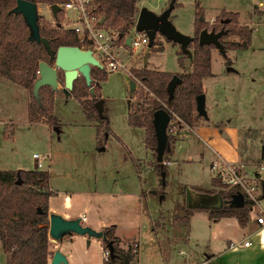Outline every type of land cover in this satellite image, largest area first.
Listing matches in <instances>:
<instances>
[{
    "label": "rangeland",
    "instance_id": "rangeland-1",
    "mask_svg": "<svg viewBox=\"0 0 264 264\" xmlns=\"http://www.w3.org/2000/svg\"><path fill=\"white\" fill-rule=\"evenodd\" d=\"M169 2L170 0H138V7L139 9L144 7L160 14L168 7ZM174 4L170 20L179 32L188 36H193L196 22L206 23L209 31L214 29L213 26H218L219 19L213 18L210 21V18L219 16L223 10L237 12L241 25L252 29L251 45L248 48L226 49L224 54L216 48L211 49L212 74L204 79L206 115L201 116L202 118L193 130L197 132L201 126H204L214 129L215 134L210 133L204 139L201 136L199 138L190 130L183 131L182 138L184 139L175 145V153L172 159L170 158L172 161L166 167V165H156L158 162L154 151L147 148L145 142L143 144L142 131H135L129 127L126 71L133 67H146L171 73L182 72V66L179 65L177 59L179 45H173L163 36L157 35L155 41L158 43V48H147L138 55H136L137 52H131L127 46L112 48V52L125 67L107 73L104 80L94 82L99 84L100 100H103L101 116L96 111V102L80 103L71 95L65 96L61 90L63 85L60 84L54 94V119L48 122L45 120L29 122L30 91H25L11 81L5 83L0 77L2 80L0 81V170L34 169L35 162L32 154L38 153L43 156L41 170L49 171V183L54 188L56 185H61L63 181L67 182V190L70 183L76 184V189H69L70 193L80 190L83 185L81 180L84 181V179L88 180L89 186L93 185L95 179L97 183L111 185L114 180H117L119 183L125 182L131 186L141 185L143 181L147 185H153L152 179H157L160 192L165 193V198L159 205L168 213L155 219L154 226L159 227L160 235L164 237V240H175V233L171 234L174 231L172 227L176 226L175 223H186V216L195 211L186 208L185 189L198 188L218 193L223 198L229 199L230 194L235 192V187L223 185L222 182L220 184L211 166L213 162L219 166L222 162L239 164V159L229 160L230 154L233 155L235 149L225 136L226 127L241 129L240 123L245 122L241 115L247 106L253 104L252 99L247 100L246 98L247 93L251 92V86L247 80L260 78L259 85L262 84L264 89V0H174ZM38 14L42 16V24L56 27L53 24L51 11L45 5H40ZM200 17L203 21H200ZM222 39L223 42L239 41V38L234 35ZM188 50L192 53L191 48ZM147 51L150 54L144 66L143 58ZM189 56L191 57L190 53L188 58ZM188 58L183 59L187 65L191 63ZM227 60L230 66L226 64ZM229 67L237 73L228 71ZM140 88L141 84L138 82L136 90ZM22 90L26 92L23 95ZM88 100H91V97ZM132 102H136L135 99ZM90 110L92 115H90ZM100 117L106 118L107 127L106 123L99 121ZM201 119L204 125H199ZM229 119L230 123L227 122ZM177 131L178 128L171 133L174 136L168 145L174 142ZM253 135L254 132L247 130L239 135V141L241 139L244 146L252 147ZM210 139H214L212 144L209 142ZM127 151L134 159H131ZM181 158L192 159V161L184 163ZM245 170L247 169L244 167L241 169L239 177L250 183L254 172ZM163 171L166 172L164 181L161 177ZM211 175L212 187L206 189L210 184ZM140 179L142 182H139ZM256 186H258L257 182ZM261 190L262 188L258 187L254 195L259 197ZM180 192L183 193V197L177 202L176 197ZM106 201L111 203V200L106 199ZM115 201L121 200L117 198ZM259 204L264 209V198L259 200ZM258 210L259 207L256 206L252 213L256 214ZM123 211L124 213L108 211L107 215H103L107 221L114 219L122 227L135 224L137 232L134 235L125 236L124 240H130L136 236L135 238L141 241L142 250L138 264H156L153 262L154 256L151 255L152 249L147 248L146 244L150 242V239L143 236L150 230L147 228L148 223L144 217L141 222L138 204L136 203L128 210L124 208ZM199 213L196 211L194 217L191 218V230L194 233L195 231L200 233L198 237L201 240H196L201 246L200 249L205 252H214L218 258L220 256L218 252L222 251L221 248L224 245L223 238L236 240L241 236V226L231 222L224 226L218 225L213 232L207 227L213 223V219H209L207 213ZM202 217L206 218L207 225ZM162 222L165 224L162 225ZM161 229L165 231V235ZM183 230L180 228L179 234ZM212 232L217 234L218 238L211 242L208 238H213ZM139 234H141L140 237L137 236ZM249 240L252 241L251 238ZM133 247L136 248L135 245ZM90 250H93L90 264H100L103 258L102 251L98 253L94 247ZM223 254L233 256L231 257L233 260L243 259V264H251V262L264 264V251L259 250L255 245L249 250L238 249L233 252H223L221 255ZM213 264H222L221 256L215 259Z\"/></svg>",
    "mask_w": 264,
    "mask_h": 264
},
{
    "label": "trees",
    "instance_id": "trees-1",
    "mask_svg": "<svg viewBox=\"0 0 264 264\" xmlns=\"http://www.w3.org/2000/svg\"><path fill=\"white\" fill-rule=\"evenodd\" d=\"M28 1L50 6L61 4L66 0ZM92 4L104 18L103 25L106 28H116L122 35L129 32L139 12L138 0H92ZM16 5L17 0H0V77L30 91L29 122L52 121L54 119L55 92L49 86L40 87L39 102L32 95L33 83L38 76L39 62L45 61L52 65L54 63L53 55L61 45L82 47L90 46V43H82L77 33L71 29L42 24V16L38 14L39 33L49 42L51 52H48L41 42L29 38L28 24L23 15L14 10ZM61 16L62 11L60 10L56 19L59 20ZM217 19H219L218 26L215 25L213 28L215 30L224 28L227 31V34L220 39L225 50L243 49L250 46L252 29L239 24L237 12L223 10L216 17ZM206 27V23L196 22L193 40L187 46V49H192L191 57L188 58L189 50H182L180 46L177 50L180 66L184 67L183 59L185 57L191 60L189 70L171 73L147 69L146 67L130 69L132 76L141 83V88L132 95L128 91L130 100L128 124L145 130L144 142L150 150L154 151L156 146L152 125L153 113L156 110L166 109L172 118L175 115L178 116L191 129L196 127L201 118L196 110L195 99L197 95L203 94V78L212 74L211 49L215 48L212 44L200 46L198 43L199 32ZM231 35L237 36L239 41L223 42L222 38ZM166 41L173 43L170 40ZM157 45L158 43L155 41L152 47L158 48ZM226 64L230 66L229 60ZM173 74L180 77L181 82L176 85L169 102L166 85ZM106 76L105 69L93 67L91 70L92 84L87 86L85 79L79 76L74 81L70 95L80 103L97 102L101 96L99 84L94 82L104 80ZM59 81L63 85L61 72L59 73ZM90 87L94 89L92 93ZM89 97L91 100H88ZM132 98L136 102H132ZM164 104L169 105V107L166 108ZM85 107L87 108V106ZM89 112L92 115V111ZM99 121L106 123L107 127L105 117H100ZM172 137L168 133L167 147ZM217 179L221 184V180ZM48 180L49 173L46 170H0V244L2 251L8 256L6 264H48L49 256L52 254L47 227L48 199L51 194ZM243 197L242 206L222 207L211 211L209 216L212 219L235 217L239 226L244 227L252 210L253 202L246 194H243ZM189 215L186 216V220ZM104 232L107 240L112 242L113 247V256H110L104 264H130L135 248L128 246L127 249H121L119 239L113 235L112 227L106 228ZM102 243L106 246V242L102 241Z\"/></svg>",
    "mask_w": 264,
    "mask_h": 264
},
{
    "label": "crops",
    "instance_id": "crops-1",
    "mask_svg": "<svg viewBox=\"0 0 264 264\" xmlns=\"http://www.w3.org/2000/svg\"><path fill=\"white\" fill-rule=\"evenodd\" d=\"M41 3L37 4V8L39 9ZM45 5V4H43ZM261 5V2H260ZM48 9L49 6L45 5ZM232 12V11H230ZM217 17V16H216ZM211 17V19L216 18ZM239 22V21H238ZM239 24H241L239 22ZM251 45V44H250ZM248 48V47H247ZM217 49V48H216ZM219 51V50H218ZM188 53L191 54L190 50ZM150 54V53H149ZM148 59V58H147ZM191 67V63L184 64L183 70H189ZM228 71L236 72L232 67L227 68ZM237 73V72H236ZM211 76V75H210ZM209 77V76H207ZM2 78V77H1ZM202 80L203 85V94L204 100L206 101V88L204 86V79ZM252 78V77H251ZM5 83L9 80L3 78ZM260 79V78H259ZM259 79H252L247 80L249 86H251V92L247 93L246 98L252 99L253 104L247 106L245 111L242 113L243 119L245 122H241L242 128L236 127H226L225 136L231 142V145L234 146L235 149L233 151V155L230 154L229 160L239 159V164L247 169L245 171H251V173L256 171L257 165L264 161V89L263 85H259ZM2 82V80H0ZM10 82V81H9ZM8 83V82H7ZM15 84V83H14ZM17 85V84H16ZM15 87V86H13ZM21 87V86H20ZM23 88V87H22ZM25 91L27 89L23 88ZM23 91V90H22ZM25 91L22 92L26 93ZM246 100V101H247ZM133 101V99H131ZM257 111V112H256ZM246 116V117H245ZM203 117V116H202ZM201 117V118H202ZM199 125H204V121L200 120ZM230 123V119L227 120ZM198 125V126H199ZM219 125V124H218ZM222 125V122H221ZM219 125V126H221ZM132 130H140L143 133V144L145 139V130L140 127H132L129 126ZM190 130L196 136H201L204 139L208 137L210 133L215 134L216 131L212 128L201 126L199 130L194 132L193 129L189 128L185 125H180L178 131L176 132V138L171 145H168V148L165 150V154L163 157L162 163H158L156 165L163 166L171 163V159L173 154L175 153L174 147L176 144H179L180 141H183L182 138L183 131ZM250 130L254 132L252 136V147H246L239 141V135L244 134L245 131ZM174 136V135H173ZM200 138V137H199ZM220 140V138L218 139ZM223 141V140H221ZM209 142L212 144L214 139H210ZM123 144V143H122ZM128 152V151H127ZM131 159H134L132 155L128 152ZM240 154V155H238ZM171 158V159H170ZM198 158V157H197ZM194 160V159H193ZM198 160V159H196ZM194 160V161H196ZM182 162H191L192 159H185L181 158ZM229 163V162H228ZM187 165V164H185ZM164 172V177H162V181H164L166 172ZM49 173V171H48ZM50 178V173H49ZM153 185H147L142 182L141 185H127V183H119L117 180H114L113 183L105 184V183H97L95 179L92 186L88 185V180H81L83 183L82 188L76 192H71L69 189H76V184L70 183L69 184V191L67 190V182H62L61 185H56L55 188L49 183L48 186L50 189V196L48 199V215L55 213L59 214L66 219H76L80 218L81 223L84 226H89L95 230H103L112 227L113 235L119 239V247L121 249H127L128 246H136L135 253L133 259L131 260L130 264H138V260L140 257V253L142 250V244L139 239H136V236H133L130 240H124L125 236L127 235H134L136 231L135 224H127L122 227L119 223H117L114 219L106 220L104 215H107L108 211H114L116 213H124L123 209L125 210L131 208V206H135L138 204L139 207V217L142 222V218L144 217L148 223L149 232L144 233V238H149L150 242L146 243L147 248L152 249L151 255L153 257V262L156 264H213L215 259H219L221 256V263L222 264H243V259H231L233 256H227L225 254L221 255L223 252L226 251H236L238 249L244 251L249 250L252 246H256L261 251H264V225H260L256 222V214H253L252 210L250 211L248 221L244 227H241V236L235 239L231 238H223L224 245H222L221 250L218 254L220 256L216 258L214 252H205L202 251L200 248V244L197 243L198 240H201L198 237V234L193 230H191V218H193L194 213L196 211L202 213H207L209 219V213L213 211L211 208L207 207V205L216 199L214 196L218 193H212L211 191L201 190L198 188L192 189L189 188L188 190L185 189V205L187 209H194L195 211L190 215L189 218L186 220V223H175V227H172L174 230L171 234L176 235L175 240H164V237L160 235V229L155 228L154 222L155 219L159 218V216L166 215L168 212L164 210L159 204L165 198L164 192H160V187L158 186L157 179H152ZM85 184V185H84ZM212 187V175L211 181L209 186L206 189ZM259 195V200L264 198V190H261ZM159 197V201H158ZM183 197V193L180 192L176 197V201L178 202L180 198ZM119 199L121 201H115V199ZM106 199L111 203H108ZM115 201V202H114ZM121 205V206H120ZM126 205V206H125ZM208 210V211H206ZM172 211V210H171ZM104 214V215H103ZM193 216V217H192ZM207 225V220L205 217H202ZM208 219V218H207ZM208 219V220H209ZM233 223L234 225H238L237 220L235 217H222L219 219H213V223L209 224L207 227L209 230L213 232L217 229V226H224L225 224ZM110 224V225H106ZM165 224L162 222V225ZM183 228L184 230L179 234V229ZM155 229H157L155 231ZM164 234V230L161 229ZM139 232V230H138ZM212 232V233H213ZM141 234L137 235L140 237ZM165 235V234H164ZM49 237V236H48ZM211 237V236H210ZM213 238H208L212 242L214 239L218 238V235L213 233ZM252 239V244L248 247H239L237 249H230L228 244L230 241H242V240H249ZM198 239V240H197ZM208 239L206 241H208ZM197 240V241H196ZM205 240V239H202ZM49 241L51 243V251L52 254L54 250H59L63 254L66 255L68 260V264H90L91 263V256L93 255V250H90L91 247H94L96 251H102V247L104 246L100 239L96 238H88L86 235H77V234H69L64 236L61 240L55 241L49 237ZM145 244V245H146ZM52 254L49 256L48 264H50V260ZM8 260V256L2 251V247L0 244V264H6ZM100 264H104L103 258ZM251 264H253L251 262Z\"/></svg>",
    "mask_w": 264,
    "mask_h": 264
},
{
    "label": "water",
    "instance_id": "water-1",
    "mask_svg": "<svg viewBox=\"0 0 264 264\" xmlns=\"http://www.w3.org/2000/svg\"><path fill=\"white\" fill-rule=\"evenodd\" d=\"M53 18L56 19L57 13L60 11L58 4H52L49 6ZM174 8V0H170L169 5L160 14H157L147 8L139 9L138 16L136 18L135 28L137 31L145 32L149 37L148 48L153 46L157 35H161L166 40H170L173 43L180 46L182 50H188V44L193 40V36H188L179 32L170 20V14ZM16 12L23 15L26 23L29 27V38L36 42H41L48 52H51L49 42L46 38L41 37L38 27V8L37 4L28 0H17V5L14 8ZM200 21L203 18L200 17ZM227 31L221 28L218 31L207 28H203L198 35V43L202 45H214L221 53H225V48L220 41L221 37L226 35ZM122 37V34H120ZM130 38H126L125 44L128 45ZM149 51L145 52L143 58L144 66L147 64V58ZM189 54V53H188ZM54 63L52 65L45 61H40L38 65V76L35 79L32 87V95L37 102H39V89L42 86H49L53 92L60 87L59 73L63 75V86L61 88L65 96L70 95L73 88L74 81L82 76L85 79L87 86H90L93 82L91 77V70L93 67L102 69L103 66L98 58L94 55L93 50L90 48H81L79 46H67L61 45L54 53ZM128 84L129 94L132 95L136 91L137 83L131 79L128 75L125 77ZM181 82V78L176 74H173L169 82L166 85L168 93V101L170 102L174 89L178 83ZM94 91L93 87H90V92ZM130 102V100H128ZM102 103L103 100L96 102V108L99 116L102 115ZM196 110L200 116L206 115L204 94H199L195 99ZM169 107V105H168ZM170 121V114L164 108L158 109L153 113L152 125L154 128V134L156 138V161L162 163L163 155L167 147L168 133L167 126ZM164 177V172H162ZM19 183V181H18ZM216 199L210 202L207 207L217 210L224 206H242L244 202L243 194L240 191H235L230 194L229 199L223 198L220 194H215ZM40 211V210H39ZM48 236L59 241L64 236L69 234L86 235L89 239L96 238L106 242V247L109 249L110 256H113L112 242L108 241L106 234L103 230H95L89 226H84L81 223L80 218L66 219L59 214H49L48 216ZM50 264H68L66 255L59 250H54Z\"/></svg>",
    "mask_w": 264,
    "mask_h": 264
},
{
    "label": "built area",
    "instance_id": "built-area-1",
    "mask_svg": "<svg viewBox=\"0 0 264 264\" xmlns=\"http://www.w3.org/2000/svg\"><path fill=\"white\" fill-rule=\"evenodd\" d=\"M58 5L62 11V18L59 20L53 18V24L57 27L73 30L77 33V36L82 43H90V46H82L81 48L92 49L94 55L101 62L103 69H105L107 73L125 67V65L120 63L117 56L112 52L114 46H127L130 48L131 52H137L136 55L144 52V50L148 48L149 37L145 32L136 30V20L129 32L120 37V33L116 28H106L103 25L104 18L101 16L100 12L94 8L92 0H66ZM128 37L130 38V41L129 44L126 45L125 40ZM126 73L131 79L135 80L136 83L139 82V80L132 76L130 69H128ZM164 105L168 108L166 104ZM180 125L186 124L181 121L178 116L175 115L173 118L170 116L167 133H173L174 129H177ZM32 159L35 162L34 169L41 170L43 167V156L38 153H33ZM220 165L221 166L216 164V162H213L211 166L212 171L216 172V176L223 184L234 186L235 191H240L242 194H246L253 202L252 208L256 206L259 207V210L256 213V222L260 225H264V209L261 208L259 204V198L254 195L258 187H261L264 190V161L257 165L256 171L252 175L253 180L250 183L245 182L239 177L240 171L243 168L242 164L222 162ZM256 182L258 183V186H256ZM251 244L252 242L250 240H242L239 242L230 241L228 247L230 249H237L239 247H248ZM102 255L103 261L107 262L110 258V252L106 246L102 247Z\"/></svg>",
    "mask_w": 264,
    "mask_h": 264
},
{
    "label": "flooded vegetation",
    "instance_id": "flooded-vegetation-1",
    "mask_svg": "<svg viewBox=\"0 0 264 264\" xmlns=\"http://www.w3.org/2000/svg\"><path fill=\"white\" fill-rule=\"evenodd\" d=\"M220 30V29H219Z\"/></svg>",
    "mask_w": 264,
    "mask_h": 264
}]
</instances>
